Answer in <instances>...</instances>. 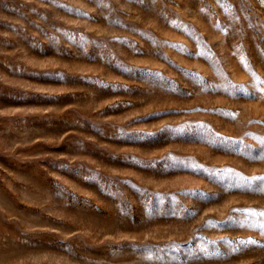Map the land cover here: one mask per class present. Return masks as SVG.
I'll use <instances>...</instances> for the list:
<instances>
[{
    "label": "rangeland",
    "instance_id": "374dc122",
    "mask_svg": "<svg viewBox=\"0 0 264 264\" xmlns=\"http://www.w3.org/2000/svg\"><path fill=\"white\" fill-rule=\"evenodd\" d=\"M0 264H264V0H0Z\"/></svg>",
    "mask_w": 264,
    "mask_h": 264
},
{
    "label": "snow or ice",
    "instance_id": "6c2138e0",
    "mask_svg": "<svg viewBox=\"0 0 264 264\" xmlns=\"http://www.w3.org/2000/svg\"><path fill=\"white\" fill-rule=\"evenodd\" d=\"M256 179H262V178H256Z\"/></svg>",
    "mask_w": 264,
    "mask_h": 264
}]
</instances>
